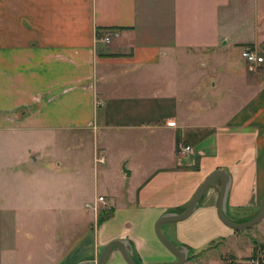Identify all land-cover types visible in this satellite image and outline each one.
Masks as SVG:
<instances>
[{
    "label": "crops",
    "instance_id": "crops-1",
    "mask_svg": "<svg viewBox=\"0 0 264 264\" xmlns=\"http://www.w3.org/2000/svg\"><path fill=\"white\" fill-rule=\"evenodd\" d=\"M234 31L250 38L234 39ZM243 48L262 62L246 63ZM92 130L165 132L167 163L121 182L118 195L94 199L107 214L96 224L92 251L76 250L67 232L34 244L9 234L3 262L83 264L122 240L137 264L171 263L176 258L158 240L155 224L183 212L214 171L229 177L227 216L238 222L253 217L264 197V0H0V136L7 148L3 163L13 166L0 172V212L18 217L29 209L27 137L46 143L57 132ZM179 145L190 151L179 153ZM45 169V176L64 172ZM124 169L130 175L123 170L120 181L134 174L131 166ZM218 192L216 178L188 218L161 228L187 251L184 264L228 263L219 255L196 260L208 243L235 235L217 217ZM4 222L21 228L19 220ZM258 226L251 253L233 250L231 264L264 249V218ZM105 264L126 263L114 248Z\"/></svg>",
    "mask_w": 264,
    "mask_h": 264
},
{
    "label": "rangeland",
    "instance_id": "rangeland-1",
    "mask_svg": "<svg viewBox=\"0 0 264 264\" xmlns=\"http://www.w3.org/2000/svg\"><path fill=\"white\" fill-rule=\"evenodd\" d=\"M240 34V31H234L231 37L236 39ZM246 38L250 37L244 36L242 39L246 40ZM116 133L102 130L81 133L57 132L49 137L46 143H42L37 138L27 137L24 188L26 206L29 209L19 213L18 217H13V213L0 212V223L3 224L6 220L15 223L19 220L22 230V233H19L17 231L20 230L19 228H6L0 224V264H7L3 262L2 251L5 247L4 239L9 234L12 238L15 236V241H19L16 238H24L22 237L24 235L26 241L28 239L34 244L48 239L50 234L61 236L67 232L68 236L71 235L72 242L76 244L74 247L76 250L89 248L92 251L94 240L98 236L96 219L100 212L98 209L96 212L93 209L94 199L98 195L108 197L109 191L118 195L121 192L118 191L121 182H133L141 174H146V171L149 172L148 174L153 173L163 168L168 159L169 145H166L168 140L165 132L161 133L157 130L132 132L134 136L129 135L128 132ZM2 139L0 136V172L6 173V168L13 166L11 163H3L7 148L2 147ZM130 141L143 143H140L139 147L134 146ZM101 156L105 162H101ZM127 157L129 161L125 165ZM49 166L60 168L64 172L55 175V170L52 169L51 173L55 174L45 176L44 170ZM127 166L134 169V174L131 178H121L123 181H120L119 177ZM123 186L125 185L120 187ZM41 201L56 204L57 208L53 211L38 210ZM258 228L257 224L247 230L234 231L235 235L232 239L225 241L217 239L213 243H208L211 247L196 256V260L208 261L209 255H219L223 261L231 264L233 260L228 256L236 249L241 250L245 257L251 253L253 241L259 240ZM43 254L41 249L39 255L44 256ZM239 262L244 264V259Z\"/></svg>",
    "mask_w": 264,
    "mask_h": 264
},
{
    "label": "water",
    "instance_id": "water-1",
    "mask_svg": "<svg viewBox=\"0 0 264 264\" xmlns=\"http://www.w3.org/2000/svg\"><path fill=\"white\" fill-rule=\"evenodd\" d=\"M123 170L126 176L130 175V172L128 170ZM216 178L219 179V192L216 208L217 217L225 226L234 231L247 230L257 225L264 218V197L259 204L257 213L249 220L238 222L228 217L226 214V199L229 187V177L224 171H214L197 188L183 212L179 214H165L160 217L155 224L154 231L158 240L176 258L175 261L169 264H184L187 261L188 255L187 251L183 247L174 245L169 239L164 236L161 231L162 226L168 223L179 222L188 218L198 206L204 192ZM114 248L120 252L126 264H136L133 260V253L130 246L122 240L111 241L108 245H106L105 249L102 251L96 261H93L92 257L88 256L86 257V262L83 264H105L109 253Z\"/></svg>",
    "mask_w": 264,
    "mask_h": 264
},
{
    "label": "built area",
    "instance_id": "built-area-1",
    "mask_svg": "<svg viewBox=\"0 0 264 264\" xmlns=\"http://www.w3.org/2000/svg\"><path fill=\"white\" fill-rule=\"evenodd\" d=\"M104 41L108 42L109 40L106 37ZM240 56L242 60L251 65L262 62V58L249 48H243L240 52ZM177 150L179 153L184 154L189 152L190 148L188 146L179 145ZM97 201L104 205L106 204L103 197H98ZM93 209L96 212L97 207L94 205ZM244 264H264V249H259L254 255L249 257Z\"/></svg>",
    "mask_w": 264,
    "mask_h": 264
},
{
    "label": "trees",
    "instance_id": "trees-1",
    "mask_svg": "<svg viewBox=\"0 0 264 264\" xmlns=\"http://www.w3.org/2000/svg\"><path fill=\"white\" fill-rule=\"evenodd\" d=\"M96 35L99 36L100 32L96 31ZM178 142V139L176 140V143ZM105 216V214H103L102 212L99 213L98 217H97V225L101 224V222H103V217ZM136 263V262H135ZM137 264V263H136Z\"/></svg>",
    "mask_w": 264,
    "mask_h": 264
}]
</instances>
